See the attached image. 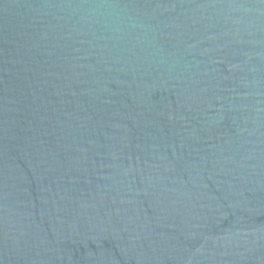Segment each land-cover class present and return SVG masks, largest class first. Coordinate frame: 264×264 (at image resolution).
Returning a JSON list of instances; mask_svg holds the SVG:
<instances>
[{
    "label": "water",
    "instance_id": "95a60500",
    "mask_svg": "<svg viewBox=\"0 0 264 264\" xmlns=\"http://www.w3.org/2000/svg\"><path fill=\"white\" fill-rule=\"evenodd\" d=\"M0 264H264V0H0Z\"/></svg>",
    "mask_w": 264,
    "mask_h": 264
}]
</instances>
